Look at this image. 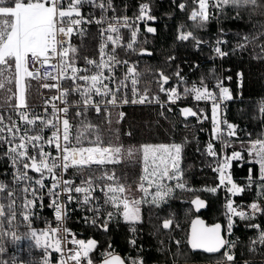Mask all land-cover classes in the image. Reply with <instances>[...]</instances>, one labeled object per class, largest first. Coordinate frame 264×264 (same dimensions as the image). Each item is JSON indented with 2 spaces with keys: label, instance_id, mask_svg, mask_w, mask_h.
<instances>
[{
  "label": "snow or ice",
  "instance_id": "6c2138e0",
  "mask_svg": "<svg viewBox=\"0 0 264 264\" xmlns=\"http://www.w3.org/2000/svg\"><path fill=\"white\" fill-rule=\"evenodd\" d=\"M84 5L100 9V17L92 19L83 15L81 9ZM192 5L188 18L196 28H205L210 17L219 21L220 16L226 14L228 9L235 11L236 19L240 18L241 10L248 12L249 15L264 16V0H192ZM177 7L185 11L187 3L181 2ZM108 11L115 12L112 0H0V89L8 93L5 104L10 105L11 112L16 116L14 119L13 115L6 117L0 114V147L7 146L6 151L0 155V159L6 158L13 170L10 182L0 181V240L10 237L12 241L18 243L27 238L34 241L35 246L42 249L45 254L49 249L60 254L59 264H93L90 254L96 249L97 241L77 239L69 229L62 227L67 217V203L75 199L73 193L82 194L79 203L82 206H89V210L94 214L98 213L99 208L93 206L92 196L96 190L95 180L113 181L115 173L105 172L99 178L89 175L83 178L78 186H74V181L64 179L59 173L67 172L69 168L80 171L84 167L90 168L93 164L118 163L122 147L110 144L104 146L99 135L95 140L89 141L90 146H83V139H86L85 133L89 129L97 130V126L86 120L81 121V130L75 136L72 135L73 126L68 119V96L76 93L80 97L75 102L79 110L74 112V117H80L89 108L99 115L102 105L107 109L108 105L156 103L163 108L166 105L175 104L177 100L192 96L196 101H211L212 104L213 136L206 146V154L216 161L213 170L218 173L219 184L202 190L216 194L222 189L226 193L223 208L227 224L223 228L220 223L206 226L202 220L197 219L192 224L188 243L193 250L221 253L217 264H236L233 252L236 241L226 238L232 234L234 218L254 221L257 216L264 215V206L254 201L247 205V211H245L243 206L235 204L233 197L257 185L259 188L257 201H264V136L250 140L246 146V152L252 164L259 166L258 176L254 178L252 169H249L248 184L244 186L237 184L233 181L229 170L232 161L243 159L244 154L235 149L230 153L227 152L233 143L230 138L237 136L238 126L228 122L221 107L225 101L233 99L231 90L224 85V80L231 77L216 78L214 89H210L202 79L199 85L184 87L180 92L179 85L164 87L169 83L170 77L161 72L157 83L160 85L159 91L164 93L167 99L161 100L159 95L150 98L147 91L141 93L136 87L139 73L136 72L135 65L127 67L122 79L116 78V65L120 63L127 65L128 62L117 60L115 52L118 47L135 51L134 45L139 32L138 24L140 22L147 24L149 21H154L156 17L150 14L151 9L148 3L141 4L139 14L131 20L127 16H113L109 19L106 15ZM87 23L107 25L101 30L104 43L99 48L98 61L85 58L86 65L91 67L77 68L75 60L77 49L72 45L71 38L74 33L83 35L85 30L81 25ZM122 28L130 29V39L127 44L122 43ZM146 31L155 33L156 29L149 26ZM177 39L180 41L191 39L196 47L205 43L192 31H185L184 25H180ZM243 39L245 43L239 44L240 48L253 41L258 42L264 39V30L257 32L251 38L245 35ZM225 43L227 42L221 38L215 42L213 51L219 58L228 55L220 47ZM109 44L113 47L110 51H106ZM259 47L261 53H264V43H260ZM146 52V49H141V54ZM147 54L151 55V53ZM258 58L264 60V55ZM29 65L32 66V70H29ZM42 69L43 72H41ZM105 70L110 75L106 76ZM176 76L183 80L179 72ZM238 76L242 86L243 73H239ZM26 78L55 81V83H42V87L58 92V95L51 96L45 101V113L48 112L47 105H51L50 115L41 116L27 107ZM129 80L132 86L131 94L136 97L131 100L128 98L127 91ZM63 81H71V83L67 87H62ZM78 81L84 83L80 84ZM13 82L18 86L17 92H13L9 87ZM109 83L113 84V87H109ZM94 96L100 97V100H94ZM13 99L17 101L14 105L11 104ZM57 100L64 107H59L53 102ZM168 110L171 111V108ZM180 113L185 118L198 117V113L189 107L180 109ZM260 113L264 117V107L260 108ZM119 115L123 117V113ZM207 118V116L198 117L201 123ZM37 122H39L38 127ZM46 129L51 133L48 137L44 135ZM215 141H219L221 145L220 152L216 150ZM46 146L54 148L56 155L45 151ZM182 147L181 144H172L171 146L161 145L159 148L151 146L143 148L144 175L141 177L140 189L150 196L151 203L156 206L166 203L174 189L193 190L183 182V172L179 166ZM29 171L39 174V178L30 176ZM49 177L51 182L46 186L45 180ZM165 181L176 183L169 185ZM153 186H155V192L148 193V188ZM105 187L107 192L111 193L106 203L112 204L117 211H120L122 203V215L126 222L135 225L141 220L139 204L142 201L129 202L127 199L118 197L117 193L122 194L125 191L123 185L112 187L108 184ZM100 190L104 191V188ZM45 194L50 201L48 206L54 209V219L57 224L56 227L49 225L47 229L37 232L32 229L31 217L34 215L33 208L37 200L43 206ZM62 195L65 197L63 202L60 199ZM191 204L196 211L206 207L205 201L199 197L191 200ZM18 212L23 221L27 222L26 226L31 229L26 237L18 235L14 230ZM111 217L112 213L109 212L108 218L111 219ZM90 222L94 225L97 223L96 219ZM98 226L105 232L108 230L107 221ZM173 226L174 221L171 218L162 222L163 229H171ZM246 226L257 230L256 239L250 242V251L255 252L257 246H264V227L257 223ZM131 231L136 232L135 226L131 228ZM130 243L135 245V239ZM176 243L179 244L180 241ZM62 245H64L63 249ZM68 245L75 247L68 248ZM221 249L224 251L221 252ZM3 252L4 247L0 245V253ZM42 264H48L46 258L43 259ZM102 264H126V261L114 252L106 251L102 254ZM130 264H144V262L141 258H137L131 259Z\"/></svg>",
  "mask_w": 264,
  "mask_h": 264
},
{
  "label": "trees",
  "instance_id": "16d2710c",
  "mask_svg": "<svg viewBox=\"0 0 264 264\" xmlns=\"http://www.w3.org/2000/svg\"><path fill=\"white\" fill-rule=\"evenodd\" d=\"M138 5L150 2L156 16L155 33L145 34L141 37L139 48V60L142 71V92L147 91L151 96L159 93L160 85L157 83L159 74L170 77L169 84L179 85L182 92L184 87L199 85L203 79L210 89H214L216 78L232 77L229 83H224L232 92L233 99L228 103L227 119L229 123L238 126L237 130L241 137L237 139L245 144L260 136H264V117L260 108L264 107V60L258 58L261 53L260 43L264 39L253 41L245 47H238L245 43L243 37L250 38L257 32L264 30V16L249 15L241 10L240 18H234V10L228 9L226 14L221 15L219 21L211 18L205 28H196L189 20L188 13L192 9V0H134ZM186 2L185 11L178 9L177 5ZM180 25H184L185 31H192L200 40L205 41L199 47L194 45L193 40L180 41L177 33ZM223 30V31H221ZM218 38L227 43L220 45L227 56L219 58L213 51ZM141 49L147 52L141 54ZM151 53V55L147 54ZM183 77L181 81L176 73ZM243 73L242 86L237 82L235 76ZM32 82L27 80L28 101H36V89L31 86ZM16 92V84L9 85ZM32 96V97H31ZM193 101L189 105H178L171 111L155 107L131 108L126 110L125 118L119 121L116 117L105 118L97 116L91 111L82 114L76 124V133L81 130V121L90 122L97 126V130L89 129L85 133L83 146H89L90 140H95L99 135L104 146H121V160L116 164L103 166H92L75 172L80 179L94 175L99 178L103 173H115V178L120 185L136 188L143 167L142 148L148 145L171 144L173 141L183 142L184 164L183 173L185 182L197 191L177 190L168 198L162 206L144 203L142 206V221L139 223L146 232V244L150 252L146 254L148 264H170L172 262H191L214 260L220 255L208 256L202 253H193L188 244L189 228L192 220L198 216L195 213L191 200L201 197L208 202V210L200 216L208 225L222 223L226 225L223 217V195L221 190L216 194L198 191L202 187H215L218 182V173L213 170L215 160L207 157V154H198L196 145L202 143V127L208 126V122L200 126L199 133L190 128L196 125L198 117H210L211 106L197 102L192 96L187 97ZM4 92L0 89V104H5ZM16 100H11V104ZM189 107L198 113V117L185 118L180 109ZM161 110V111H160ZM109 120L111 121L109 123ZM189 125V127H186ZM251 134V135H249ZM195 138V139H194ZM188 142V143H187ZM199 144V146H200ZM198 146V147H199ZM203 148V145L201 146ZM242 151L246 157L244 161L233 162L231 174L236 181L247 180L249 169H252L253 177L258 176V165H253L251 158L247 155L246 148ZM131 153V155H129ZM95 181L103 182L99 179ZM106 185L107 182H103ZM253 193L249 191L244 196L236 197V203L247 204L253 200ZM264 206V201H262ZM244 207V206H243ZM112 211L111 204L106 203L104 221H107L108 230L97 226L91 232L96 237L98 248L105 250L116 248L122 253L130 250L128 246V226L130 224L121 219L108 218ZM173 219L174 226L171 229H163L162 222L165 219ZM253 223V222H252ZM257 223L264 227V215H260ZM178 225V227L176 226ZM243 225V224H241ZM241 234L242 239L236 242L233 249L236 262L249 261V264H264V246H257L255 252L250 251V242L254 238L249 237V232ZM149 234V235H148ZM176 241H180L179 244Z\"/></svg>",
  "mask_w": 264,
  "mask_h": 264
},
{
  "label": "built area",
  "instance_id": "2783aa9c",
  "mask_svg": "<svg viewBox=\"0 0 264 264\" xmlns=\"http://www.w3.org/2000/svg\"><path fill=\"white\" fill-rule=\"evenodd\" d=\"M170 2L173 3L174 0H170ZM143 3L149 4L150 9H151L150 14L155 16L151 3L150 2H143ZM143 3L136 5L134 0H112V7L115 9V12L108 11L106 15L109 17V19H111L113 16H117V17L127 16L131 20V19H134L135 16L139 14V7ZM81 11L83 15H85L86 17L92 18V19H98L101 14L100 9L94 8L90 5H84ZM156 22H157V19H155L154 21H149L147 24H144L143 22H140L138 24L139 32L137 35L136 44L134 45L135 51L129 50L126 47H118L116 48V52H115V56L117 60L128 62L127 65L123 63L116 65L115 67L116 78L122 79L126 72L127 67L135 65L136 72L139 73L138 84L136 85V87L141 93H143L141 90V84H142L141 62L139 60V48H140L141 37L144 36L145 34H151L146 31V28L149 26L154 27ZM106 26L107 25H97L95 23H87V24L81 25V27L85 30L83 35H79L75 33L73 34L71 38V43L77 49L76 56H75L77 68L91 67L90 65H86L85 58L96 60V61L99 60V48L101 44L104 43V36L101 35V30H102V27H106ZM121 35L123 37L122 43L127 44L130 39V29L122 28ZM112 47L113 46L109 44L106 51H110ZM70 56H71V53H70ZM29 70H32L31 65H29ZM41 72H43V69L41 70ZM81 74H84V73H81ZM104 74L106 76L110 75V73L107 70H105ZM238 74L239 73L236 74L235 78L237 82H241V79L238 76ZM228 77H231V76H228ZM28 79L32 82L31 84L32 87L34 86L36 89V96H37L36 101H31V102L28 101V93H27V86H26V81ZM231 80H232V77L231 79H226V83H229ZM44 82L55 83V81H51V80L44 81V80H36L32 78L25 79L26 105L34 113L39 114L41 116H46V115L51 114L50 104L47 105L48 112L45 113V101L51 96L58 95V92L56 90L54 89L50 90V89H46L42 87V83ZM70 83L71 81H63L61 86L67 87ZM78 83L83 84L84 82L78 81ZM224 85L228 87L225 83ZM172 86H176V84L173 85V84L168 83L164 85L165 88H169ZM109 87H113V84L109 83ZM131 87H132L131 82L129 80L128 90H127L129 100L136 98V97H133L131 94ZM17 91H18V86H17ZM156 95H159L161 100L167 99L164 93H161V92L153 96L148 94L150 98ZM79 99L80 97L76 93H71L68 96V101H69L68 119L70 121V124L73 126L72 127L73 136L76 135L77 121L82 116L81 115L80 117H74V112L79 110L76 108L75 102L78 101ZM93 99L96 101H99L100 97L94 96ZM229 101H225L224 104H222L221 106L224 110V116L226 118L228 114L227 110H228ZM53 102L56 103L59 107H64V105L61 104L60 101L58 100L53 101ZM197 102L203 105L212 107L211 101H197ZM16 103L17 101H15L12 104L14 105ZM192 103L193 101L183 98V99L177 100L175 104H169L163 108L159 104H156V103H144V104L128 103V104H119L117 106L108 105L107 109H105V107L102 105L101 112L99 115L91 108H89L87 111H91L97 116H104L107 119L111 117H116L119 121H121L125 118L126 110H129L131 108L155 107L159 109H165V108L172 109L173 107H176L181 104L189 105ZM120 113H123V117L119 115ZM0 114L5 115L6 117L8 115H13V118L16 119V116L10 110L9 104L7 105L0 104ZM61 116H63V114H61ZM211 116L212 114H210V117H208L206 120L209 123L207 128L201 129V133L203 135L202 137L203 144L205 143L208 144L213 136ZM20 123L22 124V122ZM200 123L201 122L198 119L197 124H200ZM38 126H39V122H37V127ZM44 135L45 137H48L51 135V133L49 130L46 129L44 132ZM6 148L7 146L0 147V155H2L6 151ZM220 148H221V145H220ZM220 148H218L217 150L218 152L221 151ZM198 150H197V153H198ZM45 151H50L52 152L53 155H56L54 148L46 146ZM208 157L212 158L210 156ZM91 166H100V165L93 164ZM12 171L13 170L11 168L10 162L6 158L0 159V181H3L5 183L10 182L12 178ZM57 171L59 172V170ZM229 171L231 172V169ZM75 172H77L75 168H69L67 172L59 173V175H61L66 180L74 181L75 182L74 186H78L80 185L82 179H80L79 176L75 174ZM29 175L34 176L35 178H39V174H35L31 171H29ZM231 177L233 180H236L232 176V174H231ZM105 181L107 180H103V182ZM50 182H51V177L45 180V185L46 186L50 185ZM103 182L95 181L96 190L92 193V196L94 198L93 206L99 208L98 213L94 214L93 211L89 210V206L87 205L82 206L79 203V200L82 194L73 193L75 199L72 202L67 203V217L64 220L62 227L69 229L71 233L75 234V237L77 239H83L87 241L93 238L96 240V237L91 232V230L93 228H96L99 224H101L105 217L106 187ZM101 188H104V191H101L100 190ZM223 198L225 199L224 193H223ZM60 199L63 202L65 200V197L62 195ZM49 203L50 201L47 195L45 194L44 200L42 202L43 206H41V202L37 200L36 206L33 208L34 215H32L31 217L32 229L37 230V232L47 229L49 225H51L52 227H56L57 222L54 219V209L48 206ZM223 216L225 219L224 213H223ZM92 219H96L97 223L95 225L90 222ZM26 223L27 222L23 221L22 216H20L18 212L17 221L15 222L14 230L17 232L18 235L22 237H26L31 231V229H29L26 226ZM133 226H135L136 232L131 231V228ZM226 238L239 242L241 241L242 236L239 233L236 234V232L233 229L231 236L226 237ZM69 239H71V236H69ZM133 239H135L136 241L135 245L130 243V241H132ZM0 245L4 247V252L0 253V264H3V262H7V264H42L43 259L45 258L47 259L48 264H59V261H60V254L56 253L54 250H51V249H49L48 253L45 254L42 249L35 246L34 241L29 240L27 238H24L20 242L17 243V242L12 241L10 237H7L3 240H0ZM128 246L130 247V250L127 251L126 253H122L116 248L115 249L110 248L108 250H105L102 248H98L97 246L94 252L90 254V257L93 260V264H100L102 263V254L105 253L106 251H112L115 254L121 256V258H125L126 264H130L131 259H137V258H141L144 264H148L146 260V254L150 252V249H149V246L146 244V232H145V229L141 226V224L135 223V225L130 224L128 226ZM61 247L63 249L64 245H62ZM67 247L73 248L75 246L68 245ZM218 259L204 260V261H191V262H172L170 264H217ZM246 262H248L249 264V261L236 262V264H246Z\"/></svg>",
  "mask_w": 264,
  "mask_h": 264
},
{
  "label": "rangeland",
  "instance_id": "374dc122",
  "mask_svg": "<svg viewBox=\"0 0 264 264\" xmlns=\"http://www.w3.org/2000/svg\"><path fill=\"white\" fill-rule=\"evenodd\" d=\"M26 86H27V81H26ZM32 86V85H31ZM16 89H17V85H16ZM1 91H3L4 92V96H5V99H7V96H8V93L6 92V90H4V89H1ZM212 108V107H211ZM172 110V109H171ZM161 111V110H160ZM211 114H212V111H211ZM203 116H201V118H202ZM207 119H203V123H200V124H197L196 123V125H193V126H191L190 128H193V130H195V134H196V138H197V134L199 133V130L201 129L200 128V126L201 125H203V124H205V123H207V121H206ZM186 127H189V125H187ZM202 128H204V129H206L207 128V126H205V127H202ZM239 137H241L240 135H239V133H238V130H237V136L236 137H232V138H230L232 141H233V143H232V146L229 148V149H227V152H231L234 148H235V146H239V150H243V149H245L246 147H245V144H241L239 141H237V139L239 138ZM195 139V138H194ZM188 143V142H187ZM172 144H181L182 146H183V142H181V143H178V142H175V141H173L171 144H157V145H148V146H151V147H153V148H159L161 145H168V146H171ZM199 144H200V142H198L197 143V145H196V149L198 150V148H199V150H198V154H204V153H206V146H207V143H205V144H203V143H201L200 144V146H199ZM203 145V148L201 147ZM90 146V145H89ZM199 146V147H198ZM215 147H216V150H218V148H220V145H219V141H215ZM143 148H144V146H143ZM143 148H142V153H143ZM221 149V148H220ZM197 150H196V152H197ZM236 151H238V150H236ZM242 152V151H241ZM184 150H183V147H182V155H181V162H180V168H181V170H182V172H183V170H184V168H183V164H184ZM207 157H208V155H207ZM246 157L243 155V159H240V160H238V161H244V159H245ZM212 159V158H211ZM121 160V158L119 157V161ZM214 160V159H213ZM142 161H143V156H142ZM232 162H234V161H232ZM106 164H116V163H105V164H103V165H106ZM103 165H100V166H103ZM216 166V161H215V165H214V167ZM92 167V166H91ZM214 167H213V169H214ZM87 168H89V167H84L83 169H87ZM143 168H144V163H143V167H142V171H141V175H140V179H139V184L136 186V188H134V187H132V186H127V187H125L124 186V188H125V191H124V193H117V196L118 197H120L121 199H127L129 202H131V201H142L140 204H139V211H140V217H141V220L139 221V222H137V223H140L141 221H142V206H143V204L145 203H149V204H151V198H150V196L148 195V194H146L145 192H142L141 191V189H140V184H141V177L144 175V172H143ZM150 170H151V167H150ZM183 175H184V173H183ZM186 180H185V178H184V176H183V182L187 185V186H189L191 189H193L192 191H197L194 187L192 188L191 186H190V184L188 183V182H185ZM234 182H236L237 184H239V185H241V186H244V185H246V184H248V179L247 180H241V181H236V180H233ZM105 182H107L106 183V185H108V184H111L112 185V187H118L120 184L118 183V181L116 180V178L113 180V181H105ZM165 183H167V184H169V185H174L176 182L175 181H165ZM219 184V183H218ZM218 184H217V186H218ZM146 187H147V185H146ZM205 188H208L207 186L205 187H202V188H200L198 191H203L202 189H205ZM177 190H180V189H174L173 190V192H172V194H171V196L174 194V192L175 191H177ZM250 192V193H253V200L250 202V203H247V204H240V203H236V197H238V196H236V197H233V200L235 201V204H237V205H241V206H244V210L245 211H247V205H250L252 202H254V201H256V202H260L261 204H262V201H257V193L259 192V188H258V186L257 185H253V187H252V189L251 190H246L243 194H241V195H239V196H244L247 192ZM155 192V186H153V187H150V188H148V193H154ZM205 192H209V191H205ZM221 192H222V195H223V193H224V196L226 195V193L221 189ZM111 195V193H108L107 192V188H106V201L108 200V197ZM170 196V197H171ZM170 197H168V198H170ZM167 201H168V199H167ZM224 202H225V199L223 198V204H224ZM107 204H109V203H107ZM163 204H165V203H161L160 204V206H162ZM111 206H112V211H111V209H110V212L112 213V215L115 217V218H118V219H121L123 222H125V223H128V224H131V223H129V222H126L125 220H124V218H123V215H122V209H123V204L121 203L120 204V211H117V209L111 204ZM262 206H263V204H262ZM222 211H223V213H224V208H223V206H222ZM260 216V215H259ZM259 216H257L256 218H255V220L254 221H245V220H240L239 218H234V220H235V223H234V227H233V229H234V231L236 232V234H237V231H236V229H239V231L241 230L243 233H247L248 231H250L249 232V237H251V238H254V239H256V237H257V230L256 229H253V228H250V227H247L246 225L247 224H250V223H257V219H258V217ZM224 217V216H223ZM225 221H226V223H227V219H226V217H225ZM241 224H243V225H241ZM258 224V223H257ZM93 239V238H92ZM95 240V239H94ZM97 246H98V243H97Z\"/></svg>",
  "mask_w": 264,
  "mask_h": 264
},
{
  "label": "water",
  "instance_id": "95a60500",
  "mask_svg": "<svg viewBox=\"0 0 264 264\" xmlns=\"http://www.w3.org/2000/svg\"><path fill=\"white\" fill-rule=\"evenodd\" d=\"M199 198L205 201L206 207L201 208L199 211H196L194 205L191 204L192 207H193V209H194V211H195V213L198 214V216L195 217V218L192 220L191 224H190L188 240H189L190 233H191V230H192V224H193V222H194L195 220H197V219L202 220L206 226H211V225H208L207 222H206V221L200 216L201 213H203V212H205V211L208 210V202H207L205 199L201 198V197H199ZM194 199H195V198H194ZM219 223H220V222H219ZM220 224L222 225V228H223L224 225H223L222 223H220ZM213 225H214V224H213ZM222 234H223V231H222ZM188 244H189V243H188ZM189 247H190V245H189ZM110 248H111V246H110ZM190 249H191V247H190ZM191 250H192L193 253H202V254H205V255H208V256H216V255L221 254V253H207V252H204V251L201 250V249H196V250L191 249ZM221 252H223V249H221ZM100 264H102V263H100Z\"/></svg>",
  "mask_w": 264,
  "mask_h": 264
},
{
  "label": "bare ground",
  "instance_id": "6f19581e",
  "mask_svg": "<svg viewBox=\"0 0 264 264\" xmlns=\"http://www.w3.org/2000/svg\"><path fill=\"white\" fill-rule=\"evenodd\" d=\"M220 255V254H219Z\"/></svg>",
  "mask_w": 264,
  "mask_h": 264
}]
</instances>
